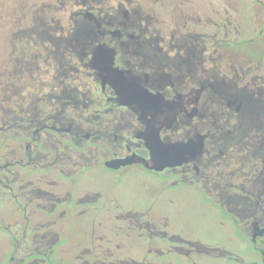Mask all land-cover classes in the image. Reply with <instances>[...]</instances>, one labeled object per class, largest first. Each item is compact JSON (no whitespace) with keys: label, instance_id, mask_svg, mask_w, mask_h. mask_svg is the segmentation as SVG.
<instances>
[{"label":"rangeland","instance_id":"1","mask_svg":"<svg viewBox=\"0 0 264 264\" xmlns=\"http://www.w3.org/2000/svg\"><path fill=\"white\" fill-rule=\"evenodd\" d=\"M72 2L0 0V165L20 161L8 165L12 173L0 174L4 180L0 182V264H47L42 256L33 254V247L49 245L53 236L57 241L49 256L59 264H92L99 259L106 263H161L166 256L157 255L153 248L164 250L162 241L154 237L150 243L144 227L139 229L121 217L128 211L147 213L154 218L151 221L156 228L169 235L177 233L218 246L225 241L226 249L236 253L235 257H243L242 249L248 250L246 244L220 217V209L190 185L159 191L160 179L146 169L136 164L119 171L106 169L100 161H94L86 143L65 148L50 130L41 133V145L32 149L42 158L34 162L36 154L32 153V163L26 164L24 136L30 133L24 135L21 124L32 113L42 117L59 109L49 94L64 87L83 92L88 81L78 73L62 76L72 72H63L64 60L59 63L51 58L57 56L53 53L57 47L68 65L75 60L70 51H63V40L72 24ZM118 3L150 14L161 36L170 29L204 35L218 29L214 39H224L226 47L235 49L234 60H249L248 65L264 80V34L257 35L264 25V0H100L94 4L114 7ZM37 21L40 29L59 39L56 46L32 31ZM215 23L225 27L216 28ZM218 171H211L217 179ZM5 179L13 186L12 191L4 187ZM37 190L56 196L54 211H49L51 200L45 194L38 195ZM69 198L72 203L68 206ZM197 258L200 263H208L203 256Z\"/></svg>","mask_w":264,"mask_h":264},{"label":"flooded vegetation","instance_id":"2","mask_svg":"<svg viewBox=\"0 0 264 264\" xmlns=\"http://www.w3.org/2000/svg\"><path fill=\"white\" fill-rule=\"evenodd\" d=\"M98 2L100 0H73L70 4L72 24L67 38L63 40V51H70L77 61L68 65L62 50L57 47L53 53H56L59 63L65 61L63 72H77V67H81L82 76L88 81L83 92L64 87L49 94L48 98H54L59 109L54 113L46 112L42 117L32 113L21 124L30 133L23 151L26 164L32 163V153L36 154L34 162L42 158L39 151L32 152V149L41 145V133L45 130L54 132L65 148L86 143L91 157L95 162L100 161L103 167L104 161L132 152L149 158L143 140L137 137L145 129V123L133 110L115 102L114 90L108 84L102 87L96 71L90 66V54L94 47L105 42L114 49L115 65L125 70V77L138 86L159 93L164 103L167 102L173 110L171 120L162 119V140H192L195 146L202 145L200 154L161 173L136 165L160 179L159 191L180 184L194 187L202 197L220 209V217L227 220L235 236L243 245L246 244L248 250L244 252L242 249L243 257H235L236 253L226 249L225 241L218 246L177 233L169 235L164 230H158L155 222L151 221L153 217L147 213L128 211L121 217L139 229L144 227L150 243L154 237L162 241L164 250H153L157 255L166 256L165 259L161 263L149 260L106 263L99 259L92 264H264L263 77L248 65L249 60L235 61V49L226 47L224 39H214L218 29L210 35L180 33L170 29L161 36L152 16L143 15L138 7H126L122 3L114 7H100L94 4ZM215 25L216 28L225 27V24ZM40 27L37 21L32 31L39 39L48 38L56 46L59 39L55 40ZM258 34H264V25L258 29ZM209 39L214 41L210 43ZM49 137L47 135L46 140ZM14 162L20 163L18 160L1 164L0 174L4 171L12 173L8 165ZM124 167L105 168L119 171ZM213 168L219 169L216 174L218 179L211 172ZM226 168L228 170L223 171ZM5 181L4 187L12 191L13 186L8 184L10 181ZM37 194H45L51 200L49 211L55 210L58 199L54 194L40 190ZM12 195L16 197V194ZM31 197L33 195L28 200ZM71 203L69 198L67 205ZM62 212L58 215L61 216ZM56 241L57 237L53 236L49 245L33 247V254L45 260L54 252ZM197 256L207 258L208 263H200Z\"/></svg>","mask_w":264,"mask_h":264},{"label":"water","instance_id":"3","mask_svg":"<svg viewBox=\"0 0 264 264\" xmlns=\"http://www.w3.org/2000/svg\"><path fill=\"white\" fill-rule=\"evenodd\" d=\"M90 66L96 71L102 87L108 84L113 90L117 104L126 106L138 114L145 129L137 135L149 152L145 158L135 152L123 157H114L104 161L109 169H118L131 164L161 173L167 168L177 167L201 153L202 145L195 146L194 141L165 142L160 136L162 119L171 120L173 110L164 103L159 93L138 86L125 77V70L115 65V51L107 43H99L90 54ZM170 118V119H169ZM169 127V126H168ZM198 148V149H197Z\"/></svg>","mask_w":264,"mask_h":264},{"label":"trees","instance_id":"4","mask_svg":"<svg viewBox=\"0 0 264 264\" xmlns=\"http://www.w3.org/2000/svg\"><path fill=\"white\" fill-rule=\"evenodd\" d=\"M45 37H43V38H41V39H44ZM54 55H52V60H54V58L55 57H53ZM73 60H74V62L75 61H77V59H76V57L75 56H73V58H72ZM77 72H75V71H71L72 73H71V75H73V73H78L79 75H84L83 74V72H82V68L81 67H77ZM52 98V97H51ZM54 100V99H53ZM54 103H56V101L54 102ZM28 132V130L26 129L25 131H24V135L26 134ZM29 136V135H28ZM28 136H24V138H28ZM45 262L47 263V264H59V263H56V262H53L52 261V259H51V257L50 256H48L46 259H45Z\"/></svg>","mask_w":264,"mask_h":264}]
</instances>
